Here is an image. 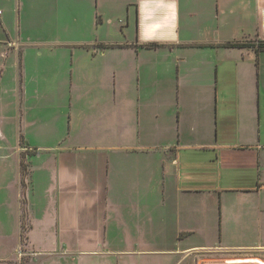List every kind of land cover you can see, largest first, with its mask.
<instances>
[{
  "label": "rangeland",
  "instance_id": "374dc122",
  "mask_svg": "<svg viewBox=\"0 0 264 264\" xmlns=\"http://www.w3.org/2000/svg\"><path fill=\"white\" fill-rule=\"evenodd\" d=\"M190 3L194 7L195 2ZM25 11L29 22L21 29L9 27L11 40L20 45L17 57L0 56V66L4 68L0 75V184L5 186L0 198L10 197L19 216L15 231L0 213V220L12 229L3 232L0 229V264H156L157 258L168 257L169 264H264V256L256 253L182 251L196 244L195 241L204 243L205 239H213L215 234L209 227L203 234L186 238L180 246L172 230L168 234L140 232L145 222L137 218L138 208L129 206L130 199L137 204L138 197L126 186L129 183L134 184L132 189L138 186L131 176H136V166L131 164L143 162L153 166L149 173L153 190L142 189L141 199L156 204L160 201V197L157 199L160 169L156 160H146L145 155L132 156L133 152L148 151L147 148L123 150L115 146L171 144L169 137L157 134V127H146L144 112L141 121L137 119L133 99L138 88L143 94L147 86L158 91L167 87L162 71L167 64L166 56L172 53L134 46L115 49L81 46L133 43L136 29L133 23L130 27L125 25L124 16L96 28L66 30L49 28L52 25L39 28L33 22L34 11L30 8ZM201 33L203 39L213 35ZM242 35L243 32H238V37ZM196 37L199 32H181L184 40ZM136 55L140 58H135ZM158 100L161 96L154 103ZM162 118L172 126L167 116L162 114ZM138 130L143 134L141 141H137ZM155 150L161 154L160 148ZM121 169L126 179L118 186L115 181L119 178L115 176ZM107 184L105 209L101 203ZM92 187L95 188L89 194ZM114 201L127 205L121 208L124 223L117 219ZM105 210L110 227L106 240L102 231L101 234L86 231L87 227L96 226L94 217L102 220ZM3 211L12 216L14 206L6 205ZM29 213L34 225L30 234ZM131 218L138 221V228L131 226ZM4 225L0 224V228ZM84 234L89 238L86 241ZM98 240L102 243L100 247ZM168 248L171 251L167 255L150 254Z\"/></svg>",
  "mask_w": 264,
  "mask_h": 264
},
{
  "label": "crops",
  "instance_id": "0c3cea01",
  "mask_svg": "<svg viewBox=\"0 0 264 264\" xmlns=\"http://www.w3.org/2000/svg\"><path fill=\"white\" fill-rule=\"evenodd\" d=\"M191 1L195 2L194 7L189 6ZM27 8L34 11L33 22L39 28L46 25L66 30L96 28L124 16L125 25L130 27L133 23L136 29L133 43L81 46L100 49L134 46L142 50L164 49L173 54L166 56L167 64L162 71L167 87L158 91L147 86L143 94L138 88L133 99L137 119L141 121L144 112L146 127H157V134L169 137L171 144L115 146L123 150L147 148L148 151L133 152L132 156L145 155L146 160H156V167L160 169V195L157 194L160 201L156 204L141 199L142 189L153 190L149 174L153 166L143 162L131 164L136 166V176H131L138 186L134 189V184L126 186L138 197V203L130 199L129 206L138 208L137 218L145 222L140 232L168 234L172 230L180 246L186 238L203 234L209 227L215 234L213 239H205L204 243L195 241L196 244L182 251L208 249L225 254L264 256V51H256L257 42H264V0H0V56L3 59L17 57L20 45L11 40L9 27L21 29L29 22ZM182 31L199 32V37L184 40ZM201 32H213V35L203 39ZM238 32H243L242 37H238ZM236 42H250L254 47H226ZM3 70L0 66V75ZM158 96L161 100L154 103ZM162 114L170 119L172 126L165 123ZM137 136V141H141L143 134L139 130ZM155 148H160L161 154L153 151ZM125 176L119 170L116 185L122 184ZM106 187L101 203L105 209L109 184ZM4 189L0 184V192ZM112 204L118 221L124 223L121 208L127 205L120 201ZM6 205L14 206L12 216L3 211ZM0 213L13 226L19 222L10 197L0 198ZM104 213L101 221L94 217L96 226L87 227L86 231L89 234L102 231L106 240L110 227L107 210ZM131 219V226L138 228V221ZM4 220L0 224L4 225ZM29 221L30 234L34 229L30 213ZM14 228L16 231L17 225ZM0 229L12 230L5 225ZM84 235L83 241L89 239ZM97 244L100 247L101 240ZM170 251L168 248L150 251V254L167 255ZM168 259L157 258L155 263L169 264Z\"/></svg>",
  "mask_w": 264,
  "mask_h": 264
},
{
  "label": "trees",
  "instance_id": "16d2710c",
  "mask_svg": "<svg viewBox=\"0 0 264 264\" xmlns=\"http://www.w3.org/2000/svg\"><path fill=\"white\" fill-rule=\"evenodd\" d=\"M226 47H232V48H249V47H254L250 42H247V43H228L226 45ZM112 48H115V47H112ZM256 51L257 52H260V51H264V42L263 41H259L257 42L256 44ZM24 173H23V179H22V183L24 184V180H25V177H24Z\"/></svg>",
  "mask_w": 264,
  "mask_h": 264
},
{
  "label": "built area",
  "instance_id": "2783aa9c",
  "mask_svg": "<svg viewBox=\"0 0 264 264\" xmlns=\"http://www.w3.org/2000/svg\"><path fill=\"white\" fill-rule=\"evenodd\" d=\"M1 13V12H0Z\"/></svg>",
  "mask_w": 264,
  "mask_h": 264
}]
</instances>
